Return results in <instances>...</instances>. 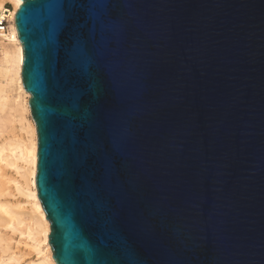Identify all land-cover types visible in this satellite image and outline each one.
I'll use <instances>...</instances> for the list:
<instances>
[{"label": "water", "instance_id": "water-1", "mask_svg": "<svg viewBox=\"0 0 264 264\" xmlns=\"http://www.w3.org/2000/svg\"><path fill=\"white\" fill-rule=\"evenodd\" d=\"M21 1L56 263L264 264V0Z\"/></svg>", "mask_w": 264, "mask_h": 264}, {"label": "bare ground", "instance_id": "bare-ground-1", "mask_svg": "<svg viewBox=\"0 0 264 264\" xmlns=\"http://www.w3.org/2000/svg\"><path fill=\"white\" fill-rule=\"evenodd\" d=\"M7 4L14 9L8 28L0 29V264H57L35 188L36 122L15 24L22 1L0 0V14Z\"/></svg>", "mask_w": 264, "mask_h": 264}, {"label": "built area", "instance_id": "built-area-1", "mask_svg": "<svg viewBox=\"0 0 264 264\" xmlns=\"http://www.w3.org/2000/svg\"><path fill=\"white\" fill-rule=\"evenodd\" d=\"M11 11H13V8H11L9 4H7V7L5 8L3 14H0V29L8 28L11 22ZM12 21H14V19Z\"/></svg>", "mask_w": 264, "mask_h": 264}, {"label": "rangeland", "instance_id": "rangeland-1", "mask_svg": "<svg viewBox=\"0 0 264 264\" xmlns=\"http://www.w3.org/2000/svg\"><path fill=\"white\" fill-rule=\"evenodd\" d=\"M9 6H10L11 8H13V9H14V7H13V5H12V4H9Z\"/></svg>", "mask_w": 264, "mask_h": 264}]
</instances>
